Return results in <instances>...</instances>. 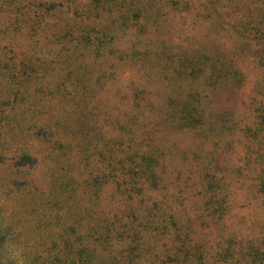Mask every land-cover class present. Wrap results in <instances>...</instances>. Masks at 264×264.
I'll use <instances>...</instances> for the list:
<instances>
[{
    "label": "rangeland",
    "instance_id": "rangeland-1",
    "mask_svg": "<svg viewBox=\"0 0 264 264\" xmlns=\"http://www.w3.org/2000/svg\"><path fill=\"white\" fill-rule=\"evenodd\" d=\"M116 1L0 0V256L254 264L264 0Z\"/></svg>",
    "mask_w": 264,
    "mask_h": 264
},
{
    "label": "clouds",
    "instance_id": "clouds-1",
    "mask_svg": "<svg viewBox=\"0 0 264 264\" xmlns=\"http://www.w3.org/2000/svg\"><path fill=\"white\" fill-rule=\"evenodd\" d=\"M3 227H8L7 220L4 221ZM28 264L25 256V249L14 243L5 240L3 254L0 256V264Z\"/></svg>",
    "mask_w": 264,
    "mask_h": 264
},
{
    "label": "trees",
    "instance_id": "trees-1",
    "mask_svg": "<svg viewBox=\"0 0 264 264\" xmlns=\"http://www.w3.org/2000/svg\"><path fill=\"white\" fill-rule=\"evenodd\" d=\"M93 2L96 3V5L98 7H100L101 5L106 6L107 3H111L112 6L116 5V0H92ZM83 38H86L85 36ZM143 176L146 178H154L155 179V170L154 168L152 169H146L145 171H143ZM259 179V184L260 187L262 188V191L264 192V171L260 173V175L258 176ZM249 253H251L254 258H255V263L254 264H264V249L260 248V247H253L250 249Z\"/></svg>",
    "mask_w": 264,
    "mask_h": 264
}]
</instances>
